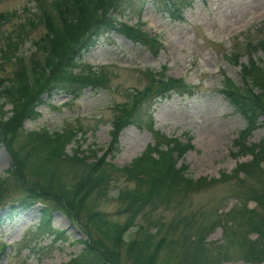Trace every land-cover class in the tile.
Returning <instances> with one entry per match:
<instances>
[{
  "label": "rangeland",
  "instance_id": "374dc122",
  "mask_svg": "<svg viewBox=\"0 0 264 264\" xmlns=\"http://www.w3.org/2000/svg\"><path fill=\"white\" fill-rule=\"evenodd\" d=\"M154 1L127 0L129 9H124L119 17H125L131 26L137 23L144 31L155 35L163 44L157 54L132 43L123 34L110 32L82 60L91 76L99 75L101 81L97 85L81 87L77 96L61 91L44 94L34 109L38 115L24 120L23 134L18 137L16 147L21 149L26 160L27 185L7 176L12 159L0 144V179L7 176L6 188L11 201L0 211V245L5 246L0 264L67 262L83 247L76 240L92 236L110 246L107 235L116 234L113 228L130 218L132 212L126 209V201L117 196L121 190L134 189L135 182L119 171L109 172L110 180L105 184L107 190L102 192L106 194L91 193L86 200L87 208L81 210L79 218L69 217L62 209L54 212L52 227L65 230L62 239H55L53 234L39 229L42 204L24 210L11 209L10 205L16 204L15 200L23 196L22 189L31 182L46 189L52 182L51 190L62 189L71 196L80 175H74L70 170L52 175L47 164L40 165V152L33 154L25 150L28 132H54L70 127L77 130V136L65 148L67 157L77 152L82 158L83 155L90 156L93 149L95 157L90 156L87 162L105 155L108 162L119 167L140 156L148 145H155L156 131L181 141L190 139L193 148L186 151L179 164H187L186 174L193 180L205 178L211 181L198 190L176 194L169 202L138 209L126 234L128 238H141L153 221L160 224L158 231H151L155 234L153 247H145V252H151L155 243L165 237L154 264H191L186 252L193 250L201 237L205 238L202 245L206 250L201 264H264L262 259L248 258L254 256L249 240L264 242V237L256 238V227L251 229L255 223L264 234V211L256 206L249 216L253 222H249L251 225L246 222L247 209L255 206L252 195L264 191V163L250 174L238 170L239 163L251 160V153L239 149L236 142L246 123L221 92L227 78L242 83V64L250 60L264 62V50L259 42L264 41V0H193L181 20L170 19L163 6ZM52 2L44 0L45 8L49 10L54 6L55 9ZM65 2L70 3V0ZM3 12H14L15 16L0 24V48L6 38L15 40L17 37L23 42L18 48L19 53L25 54L32 50L35 41L45 36L44 19L33 26L26 22V17L38 16L41 12L33 0H0V13ZM55 13L57 15V9ZM145 70L182 78L194 91L182 95L173 93L156 104L150 103L151 99L146 100L141 105L144 111L141 119L147 124L152 119V127L139 125L143 122L125 125L114 141L111 122L120 113L117 106L128 103L129 94L149 84ZM16 73L15 64L4 63L0 67V80L10 86ZM32 76L29 71L26 77ZM22 83L20 79L14 86L25 85ZM12 107L10 103L6 106L9 114ZM263 140V126L246 138L247 143L253 144ZM109 147L111 151L107 150ZM42 202L50 207L57 206L52 199ZM88 210L101 216L99 227L88 222ZM11 212L14 216L6 219ZM244 218L245 221L239 224L238 221ZM193 235L194 239L191 238ZM116 252L120 264H141L128 254L125 246H120Z\"/></svg>",
  "mask_w": 264,
  "mask_h": 264
},
{
  "label": "trees",
  "instance_id": "16d2710c",
  "mask_svg": "<svg viewBox=\"0 0 264 264\" xmlns=\"http://www.w3.org/2000/svg\"><path fill=\"white\" fill-rule=\"evenodd\" d=\"M33 1L41 9V12L38 16L36 14L26 17V22L33 26L34 23L44 19L47 27L45 36L34 42L35 52L38 51V53L32 52L28 55L23 52L19 53L18 48L22 41H19L17 37L15 40L6 38V43L0 48V67L7 62L15 64L17 67L16 79L12 85L6 86L3 84V80H0V144L4 146L12 159L11 165L6 171L7 176L15 177L22 185H27L29 180L26 178L25 172L26 160L22 156L21 149L16 147V141L23 134L24 120L38 115L34 109L36 104L41 102L44 94L61 91L71 96H77L80 94L81 87L97 85L101 81V79L99 81L100 76L92 77L90 69L86 70L82 60L85 54L110 32L123 34L132 43L145 46L155 54L162 47L154 35L144 31L141 27L133 28L115 22L117 15L121 16L124 9H129L126 7L127 0H70V3L65 0H53L52 4L57 9V15L54 6L49 10L45 8L44 0ZM154 2L163 6V11L170 19L181 20L184 10L191 6L193 0H155ZM62 6L64 8H61ZM13 16H15L14 12L0 13V24L8 22ZM20 35L18 34V36ZM259 42L264 50V41ZM234 61L237 62L236 59ZM241 69L242 83L237 84L227 78L222 85L221 92L233 109L245 120V127L236 142H238L239 149L251 153V160L239 163L237 166L239 171L243 170L244 173L250 174L255 168H258L260 163H264V140L256 144L246 141L252 131L261 126L264 127V62L260 64L250 60L247 64H242ZM29 71L33 74L31 78L26 77ZM145 74L149 84L144 89L135 90L134 93L129 94L130 101L128 103L117 106L120 113L112 121L114 141L123 126L144 122L141 119L144 114L141 105L146 100L151 99L150 103H155L156 98L169 97L172 93L181 95L193 93V90L181 79L164 75L157 76L150 70ZM20 79L25 85L21 84L22 86L15 87L14 83H18ZM5 98L8 100L3 101ZM8 103L13 106L10 114V110L6 109ZM147 125L151 128L152 119L148 121ZM154 134V139L157 141L155 145H148L130 165L118 167L107 163L105 155L87 162L86 159L95 155L93 149L90 150V156L83 155L82 158L78 156V153H75L72 157H67V153L64 152L65 148L76 140L77 136V130L72 127L55 132L46 130L28 132L25 150L27 153L29 151L33 154L40 152V165L47 164L52 175H61L70 170L74 175H80V178L73 185L71 196L62 192V189L51 190L52 182L49 183V189L31 182L30 186H25L22 189L23 196L15 200L16 204L10 205L11 209L13 211L24 210L37 203L42 204L38 222L39 229L53 234L55 239H62L65 237V230H55L52 227L54 212L62 209L69 217L79 218L81 210L87 208L86 200L91 193L106 192L105 184L110 180L109 172H122L128 179L134 181L135 185L132 190H121L117 197L126 201L125 207L132 213L123 225L113 228L116 234L107 235L108 240L111 241V247L102 239L92 236H89V239L76 240L83 245L81 251L69 261L59 264H120L116 252L120 246H125L129 251L128 254L137 262L154 264L157 251L165 244V237H161L155 243L151 252H145V247L151 248L155 242V234L151 231L159 230L160 224L155 221L150 224L144 237H126L132 226V220H135L136 211L145 205L156 206L157 203L169 202L176 194L198 190L211 181H207L205 178L193 180L186 174L187 164L184 162L179 164L186 151L193 148L190 141L183 143L178 137L167 136L159 131ZM233 173L237 174V171H233ZM6 177L0 179V211H3V208L11 203L6 188ZM252 196L255 206L252 209H247V224L250 222L249 216L252 215L256 206L264 211V191L262 193L254 192ZM46 199H52L57 206L50 207L43 203L42 201ZM88 214V222L92 226L99 227L102 223L101 216L93 211L89 212V210ZM13 216L11 212L6 219ZM242 220L238 223L244 222L245 218ZM254 227H256L255 233L258 234L256 238L264 237L261 227L253 223L251 229L253 230ZM191 238L194 239V235ZM244 238L248 240L247 237ZM203 240L205 238L201 237L193 250L186 252V258L191 261V264H201L204 260L206 250L202 245ZM249 248H252V252L254 251V256L251 255L248 258L264 260L263 241L260 240L257 243L255 240H249ZM1 249L3 250V246L0 247V252H2Z\"/></svg>",
  "mask_w": 264,
  "mask_h": 264
}]
</instances>
